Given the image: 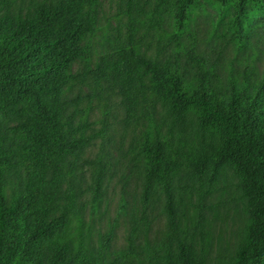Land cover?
Masks as SVG:
<instances>
[{
	"label": "trees",
	"instance_id": "trees-1",
	"mask_svg": "<svg viewBox=\"0 0 264 264\" xmlns=\"http://www.w3.org/2000/svg\"><path fill=\"white\" fill-rule=\"evenodd\" d=\"M199 1L229 11L235 24L264 19V0H155L151 12L142 0H116V31L94 65L102 0H0V264H264V79L245 70L219 87V57L208 67L193 43L185 66L196 70L197 83L185 86L182 39ZM151 40L158 56L173 46L164 63L147 57ZM89 81L94 91L120 97L126 128L146 124L131 150L142 207L128 249L110 262L103 248L91 250L82 202L89 194L94 211L103 202L110 161L103 149L94 159L85 152L109 129L94 130L87 120L93 95L66 97ZM227 171L247 224L236 255L211 263L205 188L211 175ZM157 205L166 230L151 243Z\"/></svg>",
	"mask_w": 264,
	"mask_h": 264
},
{
	"label": "rangeland",
	"instance_id": "rangeland-1",
	"mask_svg": "<svg viewBox=\"0 0 264 264\" xmlns=\"http://www.w3.org/2000/svg\"><path fill=\"white\" fill-rule=\"evenodd\" d=\"M49 5L58 0H39ZM151 12L155 0H142ZM191 22L188 31L183 34L182 58H180L181 73L183 71L185 86H195L196 70L185 66V51L194 43L199 53L208 58V67L214 64L218 57L216 73L220 86L228 87L232 78L241 77L245 70L254 71L259 80L264 79V19L248 25L246 19L235 24L228 12L219 14L211 3L204 1L193 5ZM116 0H102L98 17V32L92 39V60L94 65L107 49V41L115 33L118 24ZM165 29L173 32L174 28L165 25ZM148 58H157L156 41L151 40ZM173 46L167 47L158 56L164 63L170 56ZM74 75L82 72V64L76 62L72 70ZM216 83V82H215ZM93 82L83 85L75 83L67 92L68 99L78 94L92 96V107L87 120L94 130L107 126L109 131L104 139L95 140L86 148L85 157L94 159L104 150L110 161V170L104 182L103 202L94 211L90 204L91 196L87 194L84 217L91 232L92 252L103 248L106 261H113L128 249V237L134 216L141 210L143 178L139 170L133 168L132 149L142 139L146 124L126 128L124 125L125 111L120 103V97L111 91H94ZM101 94V96H98ZM88 106L87 100L81 108ZM160 101L157 103L156 120L159 123L163 113ZM76 121H80L79 116ZM163 132V131H162ZM207 179L205 199V217L207 229L212 238L211 263L220 256L234 257L240 248L247 224V216L243 213V200L236 189V182L231 171L219 172ZM89 179V174L86 175ZM152 225L149 231V241L158 242L166 230V218L161 214L159 205L150 211ZM140 238L137 244H142Z\"/></svg>",
	"mask_w": 264,
	"mask_h": 264
}]
</instances>
